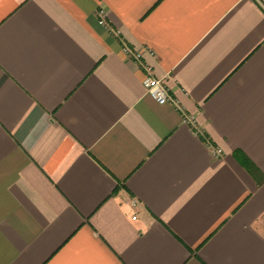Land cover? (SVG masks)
<instances>
[{"label": "crops", "instance_id": "1", "mask_svg": "<svg viewBox=\"0 0 264 264\" xmlns=\"http://www.w3.org/2000/svg\"><path fill=\"white\" fill-rule=\"evenodd\" d=\"M0 264H264L255 0H0Z\"/></svg>", "mask_w": 264, "mask_h": 264}, {"label": "built area", "instance_id": "2", "mask_svg": "<svg viewBox=\"0 0 264 264\" xmlns=\"http://www.w3.org/2000/svg\"><path fill=\"white\" fill-rule=\"evenodd\" d=\"M261 8L264 10V0H255ZM101 23L104 22L103 19L100 21ZM124 50L129 53L130 56H132L134 59H140L141 58V53L139 52H133L130 48L125 46ZM143 85L147 93L155 99L158 103L164 104L169 101L175 102V100L170 96L167 85L164 83L163 80L154 77V76H149L146 77L143 80ZM187 122L194 124L195 123V117L194 116H189L186 118ZM209 146L211 147L213 154L216 156H220L222 154V150L213 144L209 143ZM137 216H133V219H136Z\"/></svg>", "mask_w": 264, "mask_h": 264}]
</instances>
